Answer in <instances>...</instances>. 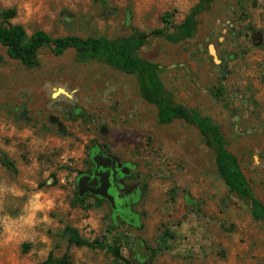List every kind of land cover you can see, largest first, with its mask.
<instances>
[{"label": "rangeland", "instance_id": "1", "mask_svg": "<svg viewBox=\"0 0 264 264\" xmlns=\"http://www.w3.org/2000/svg\"><path fill=\"white\" fill-rule=\"evenodd\" d=\"M196 2L108 0L101 8L96 0H0V9L14 7L11 21L28 35L114 39L134 29L171 32ZM196 20L193 38L150 36L137 56L158 64L174 102L221 127L264 203V0H211ZM38 61L27 68L0 44V159L16 168L0 161V264H39L50 252H67L74 264H123L136 238L155 254L143 264H264V220H253L250 201L219 177L196 126L158 123L135 74L80 61L73 49L55 56L42 47ZM95 145L130 164L126 183L139 194L131 212L140 228L93 196L77 200V178ZM67 226L89 241H115L122 259L70 244Z\"/></svg>", "mask_w": 264, "mask_h": 264}, {"label": "trees", "instance_id": "2", "mask_svg": "<svg viewBox=\"0 0 264 264\" xmlns=\"http://www.w3.org/2000/svg\"><path fill=\"white\" fill-rule=\"evenodd\" d=\"M211 0H197L188 10L182 22L173 27L171 32H165L164 28L152 29L149 32L134 29L133 32L121 38H107L104 36L66 35L53 37L43 30H36L27 34L23 25L12 23L16 16L14 7L0 9V44L5 47L6 54L18 60L27 68L38 65V52L42 47L50 48L55 56L63 54L67 49H73L80 61L99 60L110 67L137 76L140 93L144 100L152 103L157 108V119L160 124H168L174 119H182L197 127L204 138L206 145L214 150V164L219 177L231 192L237 193L240 197L250 201V215L253 220H264V203L255 196L249 180L244 175L237 157L228 150L224 141L221 127L210 121L207 117L198 112L186 108L180 103L174 102L166 93L159 79L158 64L142 59L137 52L144 46L150 36H162L171 42H179L193 38L196 31L197 16L206 9ZM101 8H106L108 0H96ZM168 14L162 17L163 23H169ZM8 23L9 26H4ZM214 95V94H213ZM1 163L9 170L16 171L14 164L5 155L0 159ZM86 195L76 198L83 201ZM102 201L95 198V205H101ZM90 207V205H86ZM127 224L138 228V220H124ZM119 223L114 218L111 220V228ZM68 234V242L76 246L99 248L107 250L114 258L122 259L119 245L114 241L111 244L98 240L89 241L81 238L77 231L69 226L64 229ZM155 256L153 254L152 258ZM123 264H139L124 258ZM39 264H74L70 255L64 252L55 256L50 252Z\"/></svg>", "mask_w": 264, "mask_h": 264}, {"label": "water", "instance_id": "3", "mask_svg": "<svg viewBox=\"0 0 264 264\" xmlns=\"http://www.w3.org/2000/svg\"><path fill=\"white\" fill-rule=\"evenodd\" d=\"M254 6V2L252 4ZM4 26H9L8 23H4ZM210 46L209 51L212 55H214V50ZM215 62H218L216 58H214ZM24 107V105H22ZM50 122L57 124V126H61L58 119L54 116L50 117ZM116 158L110 155H104L101 152H98L96 155L91 156V168L87 173L80 175L77 178L76 188L77 194L79 197H83L84 195L90 194L101 199L106 200L111 208L115 207V195L109 193V175L113 171L115 167ZM94 168V171L92 169ZM91 176L92 179H91ZM91 179V181H89ZM98 181L99 186L94 187L95 182ZM130 215V214H128ZM151 250H147L142 242L141 238H136L132 247V256L131 260L139 262L143 264L147 262L151 257Z\"/></svg>", "mask_w": 264, "mask_h": 264}, {"label": "flooded vegetation", "instance_id": "4", "mask_svg": "<svg viewBox=\"0 0 264 264\" xmlns=\"http://www.w3.org/2000/svg\"><path fill=\"white\" fill-rule=\"evenodd\" d=\"M98 152H101L104 155H110L112 157V154H110L106 149H104V147L102 148L100 145H95L91 148L90 152H89V156H90V161L89 164L87 166V169L83 172H81L78 177L84 173H87L88 170H90L91 168V156L96 155ZM114 172L112 171L108 177L109 182H110V187H109V193L114 194L115 195V207L111 208L109 203L104 200L101 199L99 197L87 194L89 196H93L94 198H97L103 202H106L112 212V216L116 217V216H125L129 219L131 218H136V216H133V213L131 212V205L133 203V201H136L138 199V192H131V190L128 189V183H126V179L127 177H129L130 174V164L126 163V162H120L118 159H116L115 162V167H114ZM92 171H94V168L92 169ZM93 176H91L92 179ZM91 179L89 181H91ZM94 186L95 188L99 186L98 181L95 182ZM130 214V215H128ZM143 242V241H142ZM144 244V243H143ZM145 246V244H144ZM145 248L147 250H150L147 246H145ZM152 252V251H151ZM152 256V254H151Z\"/></svg>", "mask_w": 264, "mask_h": 264}, {"label": "crops", "instance_id": "5", "mask_svg": "<svg viewBox=\"0 0 264 264\" xmlns=\"http://www.w3.org/2000/svg\"><path fill=\"white\" fill-rule=\"evenodd\" d=\"M151 251H152V254H153V250L152 249H150Z\"/></svg>", "mask_w": 264, "mask_h": 264}, {"label": "bare ground", "instance_id": "6", "mask_svg": "<svg viewBox=\"0 0 264 264\" xmlns=\"http://www.w3.org/2000/svg\"><path fill=\"white\" fill-rule=\"evenodd\" d=\"M211 51H212V48H211Z\"/></svg>", "mask_w": 264, "mask_h": 264}]
</instances>
